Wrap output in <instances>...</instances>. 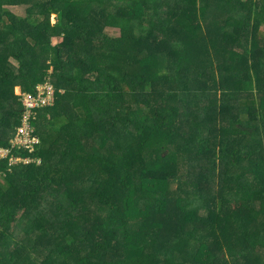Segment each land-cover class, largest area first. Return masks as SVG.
Returning <instances> with one entry per match:
<instances>
[{
    "label": "trees",
    "instance_id": "1",
    "mask_svg": "<svg viewBox=\"0 0 264 264\" xmlns=\"http://www.w3.org/2000/svg\"><path fill=\"white\" fill-rule=\"evenodd\" d=\"M22 1L0 145L21 93L55 97L41 162L0 160V264H264V0Z\"/></svg>",
    "mask_w": 264,
    "mask_h": 264
},
{
    "label": "built area",
    "instance_id": "2",
    "mask_svg": "<svg viewBox=\"0 0 264 264\" xmlns=\"http://www.w3.org/2000/svg\"><path fill=\"white\" fill-rule=\"evenodd\" d=\"M55 88L50 80H45L36 86L34 92L21 93V117L18 125L15 127L14 134L10 138L9 146L0 145V160L7 158V164L11 168L12 166L22 163L28 165L32 162L39 164L40 159H35L28 155L32 151L37 149L40 143V138L34 128L33 121L36 119L37 110L50 106L54 102ZM15 150L21 153H14ZM27 151L28 154H24L23 151ZM2 170L0 169V176Z\"/></svg>",
    "mask_w": 264,
    "mask_h": 264
},
{
    "label": "rangeland",
    "instance_id": "3",
    "mask_svg": "<svg viewBox=\"0 0 264 264\" xmlns=\"http://www.w3.org/2000/svg\"><path fill=\"white\" fill-rule=\"evenodd\" d=\"M29 4L30 3L27 2V0H24L21 3H19L18 5L6 6L5 9H7V11L9 13H13V14H15L17 16H25L26 15V8L28 7ZM40 19H42V18H40ZM49 22L52 23V24L56 22V15L55 14H51L49 16ZM208 28H211V26H209ZM259 28H262V30L264 31V24L260 25ZM109 31L113 35H115L117 33L116 29L110 28ZM170 36H171V38H173V35H170ZM61 40L62 39L60 37H58V36H53L51 38V41H52L53 44H55V43H57V42H59ZM228 48H229L228 46H225V49L223 50L222 53L226 55L227 52H228V50H227ZM240 48L241 47H238V49H240ZM14 92L16 94H20L19 86L15 85Z\"/></svg>",
    "mask_w": 264,
    "mask_h": 264
}]
</instances>
